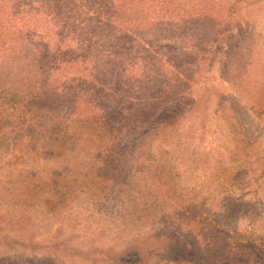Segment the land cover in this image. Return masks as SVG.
<instances>
[{
    "label": "trees",
    "instance_id": "16d2710c",
    "mask_svg": "<svg viewBox=\"0 0 264 264\" xmlns=\"http://www.w3.org/2000/svg\"><path fill=\"white\" fill-rule=\"evenodd\" d=\"M219 1L0 0V141L14 139L18 136L17 130L21 129L28 134H38L37 125L42 138L50 134L55 142L43 148H26L18 155L13 154L12 158L15 163L32 160L41 165L44 173L47 170L57 173H47L49 196L45 189L41 198L38 196L41 190L30 189L29 192L35 193L12 203L9 216L19 214L29 224L35 215L36 204L41 201L53 210L67 198L66 188H71L73 181L83 180L82 175L88 170H96V177L107 180V172L116 171L119 164L128 173L133 169L146 172L158 169L150 160H145L146 156L141 158V152H148L147 155L151 156L147 143L160 134L165 138L169 131H174L180 137L176 132L179 123L188 112H195L192 108L197 104L201 106L202 100L188 97L185 86L189 78L185 73L181 74L182 70H176L179 69L177 67L173 83L166 82L169 77H159L157 80L161 84L155 85L154 74L157 72L150 67V62L154 63L165 43H185L189 39L194 40L197 31L203 35L215 30L219 24V12L210 6ZM235 4L234 1L228 8L233 13ZM195 28L200 30L195 32ZM171 40L174 42H168ZM141 41L154 43L157 47L144 49L141 43L135 46ZM190 49L181 43L174 51L197 57L196 52ZM179 64L178 67H184L182 59ZM116 91L119 92L116 94ZM179 93L182 95L178 101L172 106H164L170 96ZM131 97L136 101L133 104L129 103ZM187 97L190 99L187 108L183 110L180 105L175 109ZM160 108L162 110L157 114L163 117L162 121L156 127L147 126ZM243 110L252 116L249 128L258 129L264 122V93L253 95V101L247 103ZM26 118L37 119L34 122ZM114 118H138V121L131 127L114 126L110 123ZM108 127L115 130L114 138L101 137ZM125 128L131 131L129 138L119 135L126 131ZM101 139L105 146L99 142ZM120 143L121 148H117ZM260 148L264 153V148ZM239 155L236 151L230 154V166L218 160L221 154H217L216 160L209 158V163L214 161V166L207 167L210 174H204L207 178L205 190L214 196L218 215L226 221L243 208L246 212L254 210V203L235 196L236 190L245 186L243 173L251 177L246 168L239 165ZM189 158L198 159L192 155H186L184 159ZM190 162L192 165L188 172L193 174L196 161L192 159ZM55 166L59 169H54ZM66 171L74 176L66 174ZM63 172L66 174L64 177L60 176ZM134 184V187L129 184L128 195L117 196L122 208L131 202L138 203L141 217L144 213L152 217L153 214L149 213L155 211L154 217L162 214L174 223L168 218L167 203L159 197L152 184L147 188L139 185V180ZM36 197L39 199L37 202ZM202 203V206L206 205V202ZM195 209L194 204L189 203L180 208L179 215L190 213L193 224L202 228V218L195 219ZM189 225L173 226L179 236L172 235L179 245L189 242L190 253L175 263L170 256L162 258L167 260L166 264H264V256L258 253L254 244L238 238L233 240L234 234L219 224V219L214 224L211 243L207 238V228L197 235ZM168 232L171 233L170 228ZM56 234H51L48 240H37L26 232L22 240H12L18 244L14 249L22 250L19 256H24L20 257L24 264H63L57 249L62 244L64 252L66 245L64 240L55 239ZM162 240V231L138 234L118 248H98L97 254L102 264H149L153 256H161L154 255L157 252L153 254L156 246H152ZM7 243H10L9 238ZM39 249L45 253L34 255Z\"/></svg>",
    "mask_w": 264,
    "mask_h": 264
},
{
    "label": "rangeland",
    "instance_id": "374dc122",
    "mask_svg": "<svg viewBox=\"0 0 264 264\" xmlns=\"http://www.w3.org/2000/svg\"><path fill=\"white\" fill-rule=\"evenodd\" d=\"M234 1L236 4L233 13L228 8ZM219 2L210 6L212 10L219 12V24L215 30L209 34L204 32L202 35L197 31L200 29L195 28L194 31L197 33L194 40L189 39L185 43L177 41L179 44L176 42L174 45L165 43L161 46L164 50H160L154 63L150 62V67L155 68L154 72H157L154 74L155 85L161 84L157 80L159 77H169L166 82L173 83L177 77L175 71L182 70L181 74L185 73L189 78L185 86L186 94L189 98L202 100L201 106L199 104L194 106L192 109L195 112H188L179 123L176 132L180 137H177L174 131H169L165 138L160 134L147 143L151 156L147 155L148 152H141L143 154L141 158L146 156L145 160H150L158 169L151 172L133 169V172L128 173L119 164L116 171L107 172V180L96 177V170H88L83 173V180L73 181L72 187L66 188L67 198L53 210H49L41 201L40 204H36L35 215L28 224L19 214L8 215L12 203L20 197L35 193L29 192L30 189L41 190L38 194L40 198L45 189L46 195L49 196L48 174L53 171L47 170L48 172L44 173L41 165L32 160H27L26 163L19 160L15 163L12 156L20 154L26 148L50 146L55 139L47 134L48 132L47 137L42 138L39 134L40 128L36 125L38 134H28L24 132L25 130L16 129L18 136L0 141V264H24L23 259H20L24 256H19L22 250H15L18 244L12 240L16 242L22 240L26 232L33 234L37 240H48L51 234H56L58 230L55 239L64 240L66 245L64 252L62 244L57 249L63 264H102L97 254L98 248H118L123 242L138 234L160 231L163 240L152 248L156 246L153 254L157 252L154 255L161 256H153L149 264H166L167 260L162 258L167 256L172 257V262L175 263L190 253V247L189 242L179 245L173 239V235L179 236L173 226L190 223L189 227H193L197 235L207 228V238L211 243L214 237V224L218 219L219 224L234 234L233 240L238 238L252 242L258 253L264 256V153L260 148H264V122L260 124L261 128L250 129L248 122L252 116L246 115L243 110L247 103L253 101V95L264 93V0ZM142 42L144 41L135 43V46L141 43L145 46L144 49L157 47L154 43ZM181 43L190 46L192 48L190 50L195 51L197 57L174 51ZM137 49L139 50L138 47ZM181 59L184 61L182 68L178 67ZM175 67L179 69L175 70ZM117 92L119 91H116V94ZM107 93L110 94V91ZM181 95L182 93L170 96L164 106H172ZM188 97L183 103L177 104L175 109L181 105L185 110L190 100ZM135 102L131 97L129 103ZM160 110L162 109L155 112L147 126L156 127L162 121L163 117L157 114ZM36 119L26 118L34 122ZM137 121L138 118H114L110 123L114 126L119 124L131 127L135 126ZM125 129L126 131L123 130L119 135L129 138L131 131ZM113 133L115 130L108 127L101 137L114 138L116 133ZM99 142L105 146L103 139ZM121 144L117 148H121ZM163 150L165 152H162ZM235 151L240 154L239 165L246 168V172L251 176L243 173L245 186L237 189L235 196L249 200L250 204L254 203V210L246 212L243 208L235 217L226 221L218 215V205L214 196L207 194L205 190L207 178L204 174L206 172L210 174L211 170L207 167L214 166V161L209 163V158L216 160L217 154H221L218 160L229 165L228 157ZM184 155H192L198 159L186 160ZM192 159L196 161V165H193L196 167L193 174L188 172ZM76 165L78 166L77 162ZM55 168L59 169L58 166ZM20 170L22 172L17 173ZM32 171L37 174L31 173ZM68 173L74 176L72 172L66 174ZM66 174L63 172L60 176L64 177ZM136 180H139V185L144 186L143 188L153 185L159 197L167 203L168 218L174 220V223L168 221L162 214L158 215V218L154 217L155 211L149 213L153 214L152 217H148L146 213L141 217L138 203L131 202L128 205L125 203L122 208L117 196L128 195L130 193L128 190L131 189L129 184H133L134 187ZM139 199L141 200V197ZM202 202H206V205L202 206ZM189 203L196 207L195 219L202 218V228L198 224L196 226L193 224L194 219L188 215L190 213L179 215L180 208ZM168 228L171 233L168 232ZM7 238L10 239V243H7ZM177 248L179 251L176 253ZM78 249L83 254L81 251L77 253ZM35 253L34 255L41 256L45 251L39 249Z\"/></svg>",
    "mask_w": 264,
    "mask_h": 264
}]
</instances>
